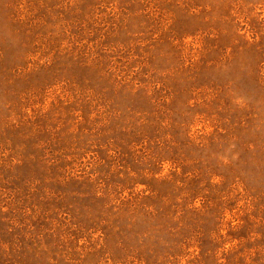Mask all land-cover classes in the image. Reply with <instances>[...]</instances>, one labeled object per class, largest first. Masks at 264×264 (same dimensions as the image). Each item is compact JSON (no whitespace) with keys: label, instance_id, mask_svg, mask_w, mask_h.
<instances>
[{"label":"rangeland","instance_id":"obj_1","mask_svg":"<svg viewBox=\"0 0 264 264\" xmlns=\"http://www.w3.org/2000/svg\"><path fill=\"white\" fill-rule=\"evenodd\" d=\"M0 264H264V0H0Z\"/></svg>","mask_w":264,"mask_h":264}]
</instances>
